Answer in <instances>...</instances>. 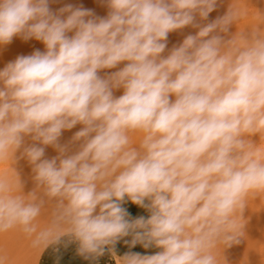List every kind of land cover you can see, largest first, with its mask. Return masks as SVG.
Returning <instances> with one entry per match:
<instances>
[{"label":"clouds","instance_id":"9594fccd","mask_svg":"<svg viewBox=\"0 0 264 264\" xmlns=\"http://www.w3.org/2000/svg\"><path fill=\"white\" fill-rule=\"evenodd\" d=\"M216 2L107 0L97 17L72 5L53 13L49 0H0V46L17 36L45 46L0 70V164L23 148L55 201L37 231L45 199L25 195L17 173H0V233L20 227L44 249L70 236L86 256L132 235L133 246L160 251L118 264H218L217 245L238 242L248 198L264 194V29L225 40L237 10L196 22ZM186 26L199 30L162 55L169 33ZM78 124L72 152L59 138ZM46 146L59 155L44 159ZM125 198L150 217L127 219Z\"/></svg>","mask_w":264,"mask_h":264},{"label":"rangeland","instance_id":"374dc122","mask_svg":"<svg viewBox=\"0 0 264 264\" xmlns=\"http://www.w3.org/2000/svg\"><path fill=\"white\" fill-rule=\"evenodd\" d=\"M66 5H72L74 8L91 10L93 15L97 17H106L109 12L107 0H54L51 3L49 2L50 10L53 13L59 12V10ZM231 7L240 13V17L236 23L230 25L227 33H220L225 40L230 39L237 31H244L246 35H250L253 27L257 26L264 29V25H261V14L264 15V0H217L214 10L209 13L208 18L206 20H201L197 15L196 22L204 26L218 17H223ZM198 30L199 29L193 28L192 26H186L181 30L169 33L167 47L162 55L166 56L173 46H179L187 35H195ZM36 50H40L41 52L45 51V46L41 41L34 38L24 40L20 37L16 44L13 45L12 50L4 52L0 50V70L9 62L14 61L18 56L31 55ZM3 54L9 57H5ZM1 55L3 57H1ZM123 66L124 64L122 63L118 65L117 68L102 70L99 74L103 76L105 73L117 71ZM122 94L123 89L114 91V96L116 97ZM172 99H174V97ZM81 128L82 125L78 124L70 130H64L59 138V143L61 145L68 144L71 151L74 152L78 144L72 145L69 144V142L73 135ZM139 139L140 136L135 135L133 137V143H138ZM250 139L255 144H260L262 142L259 134L251 136ZM32 143L33 141L30 137L25 138V145ZM22 151L23 148L16 153L17 158L15 162L8 161L0 164V173L7 172L9 176L18 179V177H16L17 173L22 185V191L25 195L36 191L38 197L45 199L41 215L35 221L37 231H40L51 222L55 201L43 197L42 190L37 187L36 181L34 180L35 173L32 170L33 166L26 158H20V153ZM58 155L59 153L55 147L46 146L43 158L52 159ZM57 163H59V161H57ZM249 200L250 197L247 200V207L243 212V218L240 222L242 227L238 233L241 236L238 237V242L227 247L224 244H219L214 250L218 264H254L255 262L260 264L264 261L261 257L264 256V233H261L262 230H264V214L258 218L256 216L255 206L253 205L254 207H252L249 205ZM146 203H148V201H146ZM121 206L126 209L128 213L127 219L129 220H135L139 217L148 219L151 215L148 208L135 205L127 198H125ZM258 206L261 207L262 203L260 202ZM35 235V233L29 235L23 232L20 227L0 233V255L7 257L6 264H34L38 250L42 248L33 247L32 241ZM132 239V235L125 236L118 240L114 246L106 247L103 255L86 256L80 254L77 241L70 236H65L61 238L59 243L43 249L36 264H116L113 259L114 254L118 255V257H123L125 254L129 253L154 255L160 251V249L154 246L145 248L141 243H137L133 246L131 244Z\"/></svg>","mask_w":264,"mask_h":264},{"label":"bare ground","instance_id":"6f19581e","mask_svg":"<svg viewBox=\"0 0 264 264\" xmlns=\"http://www.w3.org/2000/svg\"><path fill=\"white\" fill-rule=\"evenodd\" d=\"M54 0H49V2L51 3V2H53ZM50 8V7H49ZM53 8V7H52ZM57 8V7H56ZM20 37L19 36H17V37H14L13 38V40L11 41V43H9V44H7V45H4V46H0V50L2 51V52H4V51H7V50H12V48H13V45H15L16 44V42H17V40L19 39ZM4 56L6 55V54H3ZM8 56V55H7ZM7 56H5V57H7ZM1 57H3L2 55H1ZM9 57V56H8ZM4 59H7V58H4ZM262 203V206L261 207H259L258 205H259V203ZM249 205H251L252 207H254L255 206V211H256V216L258 217V218H260L261 217V215L262 214H264V213H262V212H264V194H259V195H256V196H250V200H249ZM254 205V206H253ZM261 205V204H260ZM97 212H98V209H97ZM241 221H242V219H241ZM240 221V222H241ZM261 233H264V230H262V232ZM44 248L42 247L41 249H39L38 250V253H37V255H36V257H35V260H34V264H36L37 263V259L39 258V255H40V253H41V251L43 250ZM259 250H261V249H259ZM262 251V250H261ZM259 253V252H258ZM262 254V253H261ZM259 255V254H258ZM262 257V260H264V256H261ZM118 258L119 257H117V256H115V258H114V260H115V263L116 264H118ZM260 258V257H259ZM257 259V258H256ZM258 260V259H257ZM255 263H257V262H255ZM254 263V264H255ZM258 264V263H257ZM260 264H264V261H262V263H260Z\"/></svg>","mask_w":264,"mask_h":264},{"label":"crops","instance_id":"0c3cea01","mask_svg":"<svg viewBox=\"0 0 264 264\" xmlns=\"http://www.w3.org/2000/svg\"><path fill=\"white\" fill-rule=\"evenodd\" d=\"M115 256H117V257H118V255L114 254V255H113V259L115 258Z\"/></svg>","mask_w":264,"mask_h":264}]
</instances>
